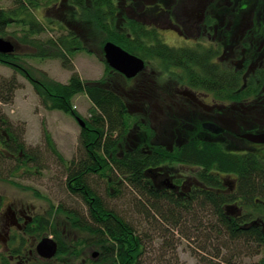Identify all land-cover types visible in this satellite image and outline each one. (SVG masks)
Listing matches in <instances>:
<instances>
[{
	"label": "trees",
	"instance_id": "16d2710c",
	"mask_svg": "<svg viewBox=\"0 0 264 264\" xmlns=\"http://www.w3.org/2000/svg\"><path fill=\"white\" fill-rule=\"evenodd\" d=\"M139 1L12 0V8L5 9L0 5V38L14 46L13 53H0V64L30 81L41 105L48 111H60L77 120L81 116L74 108L73 98L84 94L91 104L89 117L83 119L84 127L80 129L78 157L67 162L50 133L44 132L46 149L66 166L65 190L84 204L86 216L65 212L61 206L52 204L49 217L36 216L26 233L36 237L43 234L53 236L58 245L57 253L49 261L43 260L45 264H53L51 262L55 259L62 264H71L87 248L98 252V257L89 260V264H145L142 262L145 253L143 229L134 224L126 212L121 213L107 203L97 187L99 180L104 182V193L111 200L118 197L124 186L122 194L127 198L130 211L167 232L177 230L182 219L193 213L206 219L207 225H196L194 231L208 230L206 239L220 242L219 248L214 246L216 249L208 256L210 264H235L243 256L253 258L260 254L262 258L253 264H264V204L252 201L256 195L261 200L264 198V160L255 161L245 156L242 160L231 156H206L205 148L197 150L193 142L173 150L153 147L147 155L143 152V136L147 135L148 140L151 132L128 106L124 91L127 89L125 83L130 80L112 70L104 60V73L97 80H83L73 65L71 56L79 51L91 53L87 41L100 33L104 42H113L144 60L147 68L161 65L173 76L176 69L180 70V78L172 80L215 91L219 99L245 100L252 94L253 76L243 80L231 66L221 70L211 63V55H203L198 46L195 50L171 47L162 40L154 26L148 27L138 19L127 17L120 20L122 10L135 9ZM37 11H41L40 16ZM46 33L52 36L43 38ZM243 41L253 42L250 32ZM15 45L31 52L19 55ZM28 57L59 60L62 68L71 73L69 80L65 84L59 83L40 70L27 68L24 62ZM19 87L15 75L0 80V179L21 187L11 180L12 173L15 170L27 172L29 167L41 169L39 165L45 158L39 148H27L23 131L16 129L1 110V106L13 102ZM219 92L226 93L225 97ZM5 162L12 164L11 167ZM166 163L198 164L210 171L212 167L221 171H238V192L245 200L243 216L227 215L224 208L226 196L214 191L196 189L191 198L180 199L173 192L153 187L151 171ZM3 167L6 169L2 170ZM197 177L205 187L218 186L216 178L206 175L205 170L197 173ZM23 189L42 197L37 190ZM3 207L0 194V211ZM61 214H65L64 219L60 218ZM59 219L65 225V232ZM59 225L62 229L58 228ZM68 233L74 234L69 240L71 243L65 239ZM22 239L20 243H23ZM223 249L225 252H221ZM18 250H13L12 256L20 255ZM32 254L35 251H29L21 260ZM17 256L14 260H19ZM11 261L10 255L0 252V264H10Z\"/></svg>",
	"mask_w": 264,
	"mask_h": 264
},
{
	"label": "rangeland",
	"instance_id": "374dc122",
	"mask_svg": "<svg viewBox=\"0 0 264 264\" xmlns=\"http://www.w3.org/2000/svg\"><path fill=\"white\" fill-rule=\"evenodd\" d=\"M161 2L164 4V9L160 11L157 9H153V11L149 9L150 11H147L146 18L140 17L143 13L140 9L142 6L147 7L152 3L153 5L156 3L161 5ZM202 2L203 0H196L192 3L193 7L196 6V4H203ZM187 3L188 1L186 0H140L139 6L131 10L129 16L146 23L148 27L154 26V29L162 36V40L171 47L192 46L195 42L194 40L188 38V40L191 41L189 42L172 35L173 32L168 31V25L165 22L168 18L176 21L175 23L183 25L185 19L181 16L184 15L185 10L189 9L192 5L187 6ZM0 5L5 9L13 7L12 0H2ZM40 13L41 11H37L39 16L41 15ZM205 13L213 14L215 17L221 19L224 25L229 27L227 30L228 48H230L231 45L234 48L236 44L243 47V39L249 32L253 41L251 42L253 43V49L258 48L264 41V0H211ZM120 14V20H124L128 17V14H126L124 10H122ZM152 19H154L155 22ZM246 24H250V27L242 34V28ZM226 26H224V28H226ZM165 29L168 32L165 31ZM196 33L197 31L192 32L188 30V36H196ZM47 36L52 35L51 33H46L42 37L44 38ZM91 39L92 40L87 41V46L92 50L91 53L79 51L71 56L73 65L83 80H97L101 78L105 70V63L103 61V46L106 43L104 42L105 39L100 33H96ZM207 41H209V39L204 40V42ZM101 42H103L102 54L100 49ZM15 51L19 55L31 52L29 49L19 45H15ZM228 52L230 51L228 50ZM24 63V66L27 68L40 70V72L47 74L50 79L63 84L69 80L71 74L69 71L62 68L60 61L57 59L47 58L40 60L28 57ZM175 72L173 76L168 71L165 72L161 65H157V68L155 65H149L148 68L146 67L144 69L142 72L143 74L125 83V87H127L126 90L128 91L124 92L130 95L131 104H133L134 107H139V109L133 111V113H138L140 115L137 117L139 121L142 119L143 121H147L146 118L141 117L140 114V110L144 108L142 107V103L135 99L136 92L133 93L131 90H149L154 96L148 104L145 103V107L148 106L149 108L148 112L151 118L149 117L148 119L151 125L159 129L158 131L162 132L164 130L172 134L178 133L181 136L183 135V138H186L190 128H181L179 122L182 118L176 115L182 111V108H180L182 105H179V107L176 106L173 103V98L170 97V93L177 87L172 78L179 79L180 77L177 76L181 75L180 70L176 69ZM14 75L20 87L15 91L13 102L9 105L1 106V110L7 115L9 121L16 129L18 128L23 131V139L27 148H39L41 150V156L45 159L41 161L42 165H39L42 167L41 169L29 167L27 172L15 170V172L12 173L11 180L14 181V183H19L21 187L8 182V180L0 179V194L4 201V207L0 211V237H5L2 231L5 222L4 214L6 209L11 206L17 207L19 205H24L30 207V212L33 213L32 215L35 217H49L52 204L61 206L63 210L68 213H75L82 217L87 214L84 204L79 199L67 194L64 184L66 166L60 164L55 155L51 154V152L46 149L44 139V132L47 131L53 138L60 154L67 162L71 161L73 158L78 157L80 152L78 151L81 129L79 122L70 115L60 111L46 110L41 105V101L30 81L19 74H14L11 68L0 64V80L2 78L10 79ZM140 100L143 101L141 98ZM73 104L81 116L80 119L82 121L89 117L91 104L84 94L76 95L73 98ZM170 106H172L171 109L169 108ZM248 113H252L253 116L255 114V117L257 116V118L264 123V107L253 106L248 110ZM177 124L179 128L175 127ZM125 147H128V145ZM261 151L264 152V148H262ZM5 163L10 167L12 165L8 162ZM5 169L6 168L3 167L2 170ZM171 170H178V173L184 175L188 182L189 172L187 168L174 165ZM97 182V187L100 193H102V196L107 200V203L111 207L114 206L121 213L126 212V216L130 217L129 219H131L134 224H139L143 229L145 253L142 262L145 264H210L208 256L216 248H219L218 244H220V242L213 240V238H210V241L207 240L206 238L209 235L208 230L200 233L194 231V226L196 225L202 224L203 227L207 225L205 222L206 219H202L193 213L191 216L182 219L177 230H174V232H167V230H164L162 227L159 228L157 224L148 222L144 217L130 211L127 205V198H124L122 194L125 191L124 186L121 188L122 190L118 197L111 200L104 193V182L99 180ZM22 187L37 190L42 197H36L31 190L23 189ZM245 211L246 209H243V212ZM60 218L64 219L65 214H61ZM197 218L201 222L198 221ZM62 219L59 220L62 222L65 232V225ZM58 228L62 229V226L59 225ZM43 237L53 238L50 234H43L36 237L35 235L15 233L12 231L9 244L6 248L0 245V252L9 256L12 255L13 250L19 249V260L11 261L10 264H45L43 260L35 254H32L29 258H26V260H21V258L26 257L29 251H34L35 245ZM71 237H74V234L68 233L65 238L66 242L71 243V241H69ZM21 239L23 243H20ZM223 251L225 252L224 249L221 250V252ZM97 257L98 252L95 249L87 248L82 252L81 257L78 260L72 261L71 264H89V260H95ZM261 258L262 254L253 258L243 256L242 259H238L235 264H253L256 261L258 262ZM51 263L62 264V262L57 259Z\"/></svg>",
	"mask_w": 264,
	"mask_h": 264
},
{
	"label": "flooded vegetation",
	"instance_id": "af4514ba",
	"mask_svg": "<svg viewBox=\"0 0 264 264\" xmlns=\"http://www.w3.org/2000/svg\"><path fill=\"white\" fill-rule=\"evenodd\" d=\"M186 1H188L186 5L190 6L196 0ZM210 1L203 0V4H196L194 7L192 4L189 9L185 10L184 15L181 16L185 19L183 25L167 18L165 22L168 25V31L173 32L172 35L180 39L189 41L188 38H191V40L195 41L194 43L192 42V46L185 45V47L178 48H192L195 50L196 46H198L201 53H204L203 55H211V63L218 65L221 70H225L228 66H231L235 69L236 73L241 75V79L243 80H248L249 77L253 76L255 84L252 94L245 100L219 99L215 91L195 88L185 82L173 80L177 87L170 93V97L173 98V103L176 106L182 105L180 107L182 111H180L183 113L176 114L182 118L179 122L180 127L190 128L187 137L183 138V135L181 136L178 133L172 134L164 130L161 132L158 131L159 129L153 127L148 119L149 117L151 118V115L148 112V106L145 107V103L148 104L154 95L147 89H139L140 91L131 90L133 93L136 92L135 99L140 101L142 107H144L143 110H140V114L147 121H143L142 119L141 122L143 125L147 124L151 132L149 133L148 140L147 135L143 136V152L148 155L151 153L153 147H164L168 150H173L174 148L183 147L187 142H193L197 150L205 148L206 156H231L236 160H242L245 156L255 161L258 159L264 160V152L261 151L264 148V143H254L244 138L245 135L264 134V123L257 116L255 117V114L253 116L252 113H248V110L253 106L264 107V41L255 49L252 47L253 43L247 42H243V47L236 44L234 48L232 45L228 48L227 30L229 27L224 25L222 20L213 14L205 13ZM163 5L162 2L161 5L158 3L153 5L152 3L147 7L142 6L140 9L141 11H145V9L156 7L160 11L164 9ZM130 13L131 8H127L126 14H128V17H131L129 16ZM146 13L145 11L140 17L146 18ZM152 20L155 22L154 19ZM249 25L243 26L242 34L249 29ZM188 30L192 32L197 31L196 36H188ZM165 31L167 30L165 29ZM205 39H209V41L204 42ZM260 76H263V79ZM177 77L180 76L178 75ZM219 93H223L222 95L225 97L224 94L226 93ZM124 94L128 106L132 110L131 112L139 109V107H134L131 104L130 95L126 92ZM172 106L169 108L171 109ZM175 127L179 128V125L177 124ZM174 165L188 169V182L184 175L178 173V170H171ZM203 170H205L206 175L216 178L218 186H204L203 182L197 177V173ZM229 171H221L214 167L210 171L198 164L166 163L152 170L150 178L153 187H156L160 191L173 192L180 199L184 197L191 198V194L196 189H204L208 192L214 191L217 194L224 195L227 198V202L224 205L226 214L238 218L244 214L245 200L238 192L239 172L236 170ZM252 201L254 204H264V198L261 200L258 195L254 196ZM30 210V207L24 205L11 206L6 209L4 214L5 222L2 228L5 237H0L1 246L7 247L12 231L27 234L26 229L33 224L35 218ZM16 256L10 255L11 260L14 261Z\"/></svg>",
	"mask_w": 264,
	"mask_h": 264
},
{
	"label": "water",
	"instance_id": "95a60500",
	"mask_svg": "<svg viewBox=\"0 0 264 264\" xmlns=\"http://www.w3.org/2000/svg\"><path fill=\"white\" fill-rule=\"evenodd\" d=\"M13 51L14 46L11 42L0 38L1 54H10L13 53ZM103 54L107 65L116 72L120 73L126 79L135 78L145 69V63L142 59L128 53L112 42L108 41L104 44ZM78 122L81 127H84V123L81 120L78 119ZM244 138L254 143H264V134L245 135ZM57 248L58 245L55 240L45 237L37 243L35 251L41 259L50 260L56 255Z\"/></svg>",
	"mask_w": 264,
	"mask_h": 264
}]
</instances>
